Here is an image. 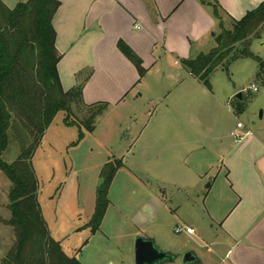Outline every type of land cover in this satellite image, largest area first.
I'll return each mask as SVG.
<instances>
[{
  "label": "crops",
  "instance_id": "0c3cea01",
  "mask_svg": "<svg viewBox=\"0 0 264 264\" xmlns=\"http://www.w3.org/2000/svg\"><path fill=\"white\" fill-rule=\"evenodd\" d=\"M58 1L61 6L53 25L64 91L82 86L84 106H120L145 96L138 89L145 78L167 79L172 88L165 86L157 99L163 111L151 125L156 110H148L150 126L138 135L143 143L134 154L145 162L166 160L165 172L180 180L181 205L192 210L185 216L198 224L210 220L198 234L182 219L195 230L198 241L209 240L211 258L225 264H264V134L235 124L239 115L230 105L235 89L217 95L212 83L208 89L186 69L187 62L216 48L215 39L224 29L230 30L229 22L241 21L264 0ZM216 4L219 16L214 14ZM120 42L141 59L143 77L120 51ZM230 67L223 72L229 73ZM204 105L212 106L207 116L215 118L214 124L198 118ZM192 132L202 139L190 136ZM202 199L204 211L197 203Z\"/></svg>",
  "mask_w": 264,
  "mask_h": 264
},
{
  "label": "rangeland",
  "instance_id": "374dc122",
  "mask_svg": "<svg viewBox=\"0 0 264 264\" xmlns=\"http://www.w3.org/2000/svg\"><path fill=\"white\" fill-rule=\"evenodd\" d=\"M2 1L9 9H14L29 0ZM227 27L231 29L232 24L229 22ZM241 47V44H237L222 66H226L228 59L237 55ZM251 50L254 55L264 59V32L261 40L253 41ZM257 72L254 60H241L230 67L229 73L222 69L216 70L211 83L217 95L223 94L226 88L235 89L234 99L242 93V100L247 99L246 110L235 117V124L241 122L254 132L264 134V84L257 82ZM252 85L258 87L257 93L251 90ZM171 86L163 77L155 82L151 78H145L143 85L138 88L139 93L145 96L136 102L129 100L126 105L115 106L108 103V110L96 120V130L93 133L79 126L84 119L89 118V114L87 116L86 110L77 109L74 105L73 116L69 120L76 126L66 124L64 112L58 113L54 119L31 163L39 180V201L43 216L49 223L53 238L61 243L69 258H76L82 264H136V238L144 236L154 239L160 250L179 256L175 263L167 264H183L184 255L190 251L200 256L202 264H225L211 258L213 255L206 246L209 240L202 237L204 242H200L195 235L176 233L179 227H187L184 221L188 217L185 215L188 212L191 216L192 210L186 211L181 205L184 201L183 194L177 187L180 180L171 176L169 171L165 172L168 167L166 160L158 163L145 162L136 152L134 154L143 143V137L142 142L138 141L140 132L146 126L157 123L156 118L163 111L158 107L157 99L161 95L159 92L164 87L166 89L172 88ZM148 87L152 89V94L148 92ZM148 96L152 101L149 102ZM149 109L152 112L156 110L150 124ZM212 112V106L204 105L202 115L198 118L202 117L201 121L205 124H214L215 118L207 116ZM261 112L263 118H260ZM205 134L209 135L208 132ZM189 135L202 139L193 132ZM17 142L4 155V160L8 163L16 161L20 154ZM113 160H121L125 167L114 179L109 193L111 205L99 231L93 234L94 228L89 225L95 212L97 189L101 183L100 173ZM175 166L179 172L178 165ZM208 184L210 181L205 186ZM11 187L10 180L0 172V264H3L17 240L15 228L7 225L11 219L8 209ZM202 192L205 190L202 189ZM192 197L194 200L197 198ZM197 203L204 211L203 199L201 202L197 200ZM187 222L197 229L198 234L210 225L208 218L202 224L189 220ZM30 246L27 256L31 261H37L40 257V242L33 241Z\"/></svg>",
  "mask_w": 264,
  "mask_h": 264
},
{
  "label": "trees",
  "instance_id": "16d2710c",
  "mask_svg": "<svg viewBox=\"0 0 264 264\" xmlns=\"http://www.w3.org/2000/svg\"><path fill=\"white\" fill-rule=\"evenodd\" d=\"M60 6L58 0H29L9 9L0 0V172L12 183L8 207L11 219L7 225L15 228L17 235L3 264H82L76 258H69L61 243L51 236L39 201V180L31 163L58 113H66L68 126H76L69 120L73 116L72 105L86 110L89 118L79 126L93 133L96 120L109 107L106 103H97L83 108V87L69 92L62 87L58 72L62 56L56 48L53 25ZM213 9L219 16L217 4ZM263 32L264 2L241 21H235L232 29L218 35L215 39L217 47L210 54L187 62L186 69L211 89V77L216 70L228 72L231 64L251 59L258 64L257 82L264 84V59L251 50L253 41L261 40ZM237 44L242 45L240 52L222 66ZM119 49L143 77L146 70L141 59L123 42L119 43ZM246 102V98L242 101L234 99L230 105L235 114L240 115L246 110ZM14 142L19 144L20 154L16 161L8 163L4 155ZM124 167L121 160H113L101 170L95 212L89 225L94 228L93 234L103 223L111 205L112 184ZM33 241L40 242L37 261H31L27 256Z\"/></svg>",
  "mask_w": 264,
  "mask_h": 264
},
{
  "label": "water",
  "instance_id": "95a60500",
  "mask_svg": "<svg viewBox=\"0 0 264 264\" xmlns=\"http://www.w3.org/2000/svg\"><path fill=\"white\" fill-rule=\"evenodd\" d=\"M237 100H242V93L236 95ZM263 118V112L260 114ZM179 256L171 252L160 250L154 239L138 236L135 242V262L136 264H167L175 263ZM202 261L194 251L186 253L183 257V264H201Z\"/></svg>",
  "mask_w": 264,
  "mask_h": 264
},
{
  "label": "built area",
  "instance_id": "2783aa9c",
  "mask_svg": "<svg viewBox=\"0 0 264 264\" xmlns=\"http://www.w3.org/2000/svg\"><path fill=\"white\" fill-rule=\"evenodd\" d=\"M254 93L258 92V87L256 85H252V89H251ZM238 128H243V124H239ZM186 233L188 235H194L195 234V230L189 227L183 228V227H179L176 230V233Z\"/></svg>",
  "mask_w": 264,
  "mask_h": 264
}]
</instances>
